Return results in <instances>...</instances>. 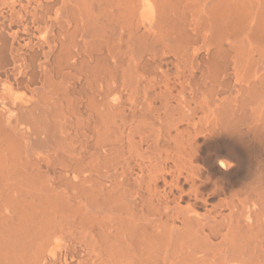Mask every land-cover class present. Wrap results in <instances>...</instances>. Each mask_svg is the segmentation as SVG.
<instances>
[{
  "label": "bare ground",
  "instance_id": "obj_1",
  "mask_svg": "<svg viewBox=\"0 0 264 264\" xmlns=\"http://www.w3.org/2000/svg\"><path fill=\"white\" fill-rule=\"evenodd\" d=\"M236 262L264 264V0H0V264Z\"/></svg>",
  "mask_w": 264,
  "mask_h": 264
},
{
  "label": "rangeland",
  "instance_id": "obj_2",
  "mask_svg": "<svg viewBox=\"0 0 264 264\" xmlns=\"http://www.w3.org/2000/svg\"><path fill=\"white\" fill-rule=\"evenodd\" d=\"M219 240H215V241H213V242H215V243H217ZM194 254H196L195 252H194ZM194 254H191V256H192V258L191 259H198L199 258V260H200V258H201V260H203V259H205V257H203V256H205V254L204 253H201V252H198V255H196V256H194ZM202 254H203V256H202ZM194 256V257H193ZM198 256V257H197ZM203 258V259H202ZM169 260H170V262L172 261V258L170 259L169 258ZM236 263H240V262H236ZM236 263H234V264H236Z\"/></svg>",
  "mask_w": 264,
  "mask_h": 264
},
{
  "label": "crops",
  "instance_id": "obj_3",
  "mask_svg": "<svg viewBox=\"0 0 264 264\" xmlns=\"http://www.w3.org/2000/svg\"><path fill=\"white\" fill-rule=\"evenodd\" d=\"M243 264V263H242ZM244 264H247V263H244ZM248 264H252V263H248Z\"/></svg>",
  "mask_w": 264,
  "mask_h": 264
}]
</instances>
